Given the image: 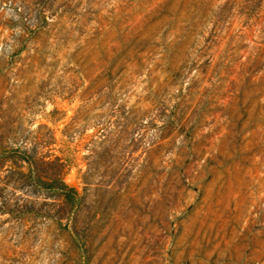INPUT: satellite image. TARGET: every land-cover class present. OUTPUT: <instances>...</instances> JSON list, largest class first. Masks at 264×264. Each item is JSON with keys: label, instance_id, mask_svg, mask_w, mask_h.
Wrapping results in <instances>:
<instances>
[{"label": "rangeland", "instance_id": "1", "mask_svg": "<svg viewBox=\"0 0 264 264\" xmlns=\"http://www.w3.org/2000/svg\"><path fill=\"white\" fill-rule=\"evenodd\" d=\"M0 264H264V0H0Z\"/></svg>", "mask_w": 264, "mask_h": 264}, {"label": "trees", "instance_id": "2", "mask_svg": "<svg viewBox=\"0 0 264 264\" xmlns=\"http://www.w3.org/2000/svg\"><path fill=\"white\" fill-rule=\"evenodd\" d=\"M73 191H74V189L72 188V189H70L69 192L71 193V192H73ZM64 192H65L66 194H68V195L70 194V193H68V191H66V189H64Z\"/></svg>", "mask_w": 264, "mask_h": 264}]
</instances>
